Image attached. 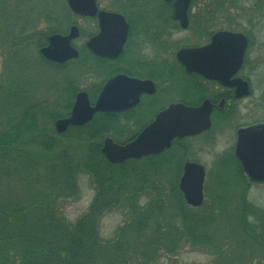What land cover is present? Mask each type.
Listing matches in <instances>:
<instances>
[{
  "label": "trees",
  "instance_id": "16d2710c",
  "mask_svg": "<svg viewBox=\"0 0 264 264\" xmlns=\"http://www.w3.org/2000/svg\"><path fill=\"white\" fill-rule=\"evenodd\" d=\"M161 1L109 0L107 8L133 24L137 17L145 21L142 14L150 10L161 11L176 62L182 41L172 35L179 26L170 4L157 8ZM217 3L224 10L229 0ZM210 5L191 15V27L210 22L213 0ZM71 14L66 0H0V264H189L181 258L185 250L207 253L200 264H264V207L248 197L251 184L260 181L248 179L230 154L218 156L214 184L205 182L203 203L192 206L178 187L184 159H193L184 138L161 153L112 163L101 145L106 136L126 141L120 113L96 112L85 124L56 130L55 120L69 114L79 89L94 100L102 84L99 64L105 66L84 44L78 57L64 62L40 53L47 35L68 29ZM153 17L157 28L160 19ZM41 21L45 29L38 27ZM38 67L56 77L38 76ZM82 175L94 194L70 219L63 205L80 197ZM115 209L123 220L104 237L102 217Z\"/></svg>",
  "mask_w": 264,
  "mask_h": 264
},
{
  "label": "flooded vegetation",
  "instance_id": "af4514ba",
  "mask_svg": "<svg viewBox=\"0 0 264 264\" xmlns=\"http://www.w3.org/2000/svg\"><path fill=\"white\" fill-rule=\"evenodd\" d=\"M162 1L163 5H159L157 8L166 7L164 3L170 4L173 19L179 26L178 30L188 31L191 27V15L196 12L194 9L197 4L193 3L194 0L189 2L187 8L188 24L185 28H182L179 21L174 17L173 0ZM240 1L229 0V11L223 12L220 10L217 0H213V11L210 14L211 27L206 29L208 34L204 37V41L186 43L184 39L187 36L178 39L183 41L181 43L184 44H181L176 49L175 56L177 50L180 48L200 46L208 43L213 36L215 37L216 45L213 54L212 78H208L195 71H187L180 61L176 59L177 61L175 62L170 59L169 44L171 30L167 27L168 24L161 20V16L164 15L163 13H159L161 11L157 13L152 12V16H150L149 12L142 14V17L145 18L146 16V20L142 21L137 17L133 24L124 13L104 9L119 12L123 15L128 25L122 49L118 55L113 57L99 55L87 46V41L99 32V20L97 16H87L96 19L97 29L94 32L88 30L84 32L74 21L70 24H75L79 30V34L71 39V44L78 52H80V46L84 44L86 49L92 54L103 58L105 66L99 64L98 69V72L102 74V78L100 77L102 79L101 87L109 78L115 75H125L139 80H151L154 84V91L141 92L139 101L134 106L117 111L120 113L118 125L123 127L121 128L123 129L121 133L122 138H125L126 141L133 139L143 127L154 119L160 110L172 102L199 105L203 100L208 99L211 102L209 128L197 134L182 136L180 138H184V142L189 146L187 150L191 152L192 145L188 142L191 137L211 132L214 136L212 145L216 146L218 143H221L222 138L220 137L223 136V131L227 128L230 131L229 140L226 141L223 151H220L217 155L228 153L241 164L236 156L239 130L241 128L260 129V125L264 124V40L259 38V30L255 27L259 24V19L264 18V0H247L248 6L245 7L242 15L232 11L237 8V4ZM151 8H154V6H151ZM155 15L160 19L158 22L155 21L157 28H155L153 17ZM241 16L246 20L245 27L239 25ZM149 21H153L152 24ZM150 24L151 26H148ZM133 25L134 29L130 31ZM221 31L240 33L244 36L245 45L240 57L236 54L240 44L235 39L231 40L229 37L220 36L219 32ZM62 33H66V31ZM48 36L43 45L47 44ZM78 37H83L84 40L81 44L76 45L75 39H78ZM172 64H174L173 70L171 69ZM107 66L109 67L108 69L106 68ZM178 86L181 87L183 93L180 97L163 101L161 104L156 105V97L159 93L178 88ZM85 91L88 94L86 89ZM128 111H130V119H126L127 116L124 115L125 112L128 115ZM141 114H146V117L139 120ZM173 140L169 147L164 148L158 153L171 148ZM247 140L252 145V148H248V152L251 153L255 152V148L264 142V136L253 133L247 137ZM261 151L262 149H260V153H262ZM187 160L197 161L196 158L184 159L182 168L184 162Z\"/></svg>",
  "mask_w": 264,
  "mask_h": 264
},
{
  "label": "water",
  "instance_id": "95a60500",
  "mask_svg": "<svg viewBox=\"0 0 264 264\" xmlns=\"http://www.w3.org/2000/svg\"><path fill=\"white\" fill-rule=\"evenodd\" d=\"M68 7L74 13L86 16H97L99 32L87 41V46L102 56H116L122 49L128 25L122 14L116 11L98 9L96 0H66ZM190 0H173L174 17L181 27L188 24L187 8ZM79 34L78 27L72 24L68 32L52 33L48 43L40 47L41 54L50 60L64 62L78 56V50L71 44V39ZM220 36L229 37L240 44L236 54H242L245 38L240 33L221 31ZM215 37L203 45L183 47L177 50L176 58L187 71L198 72L208 78L213 76V54ZM151 80H139L125 75H115L109 78L101 87L93 103L90 102L85 90L76 93L69 115L55 120L54 126L58 132L64 131L70 125H82L91 120L98 112L119 111L134 106L139 101L143 91L153 92ZM211 102L205 99L199 105H187L173 102L160 110L154 119L143 127L131 140L119 143L110 137L104 138L101 152L112 162H122L128 158H139L148 154H156L170 146L172 139L185 135L197 134L210 126ZM253 133L264 136V124L260 129L241 128L236 147L245 174L254 181L264 180V142L256 147L255 152H248L252 145L247 137ZM259 142V141H258ZM250 144V146H249ZM260 144V143H259ZM262 149V153H260ZM205 167L202 163L187 160L183 164L178 187L185 201L192 206H199L204 200L203 184Z\"/></svg>",
  "mask_w": 264,
  "mask_h": 264
},
{
  "label": "rangeland",
  "instance_id": "374dc122",
  "mask_svg": "<svg viewBox=\"0 0 264 264\" xmlns=\"http://www.w3.org/2000/svg\"><path fill=\"white\" fill-rule=\"evenodd\" d=\"M99 7L102 9H108L107 4L109 0H96ZM198 3L194 11L198 10V7L200 9H203L204 7H211L210 0H196ZM157 3V2H155ZM156 5V4H155ZM247 0H241L239 4H237V8L233 9L232 11L238 12L242 15V13L245 11V7H247ZM151 8V7H149ZM152 9V8H151ZM223 12H228V6L223 10L220 8ZM213 11V6H212ZM150 16H152V11L150 10ZM69 12L64 9L63 15H68ZM70 20L74 21L80 29H83L84 32L88 31H95L97 29L96 27V19L90 18L87 16H82L80 14L72 13L69 15ZM64 20L66 18H63ZM241 26H246V20L244 18L239 19ZM257 27L258 35L261 40H264V18L259 19ZM211 23L208 21L206 23H203L202 26L199 24L195 27V25L189 28V30H178L173 33L172 38L173 39H184V42L190 43V42H202L204 41L201 39V31L202 29L209 27ZM47 24L43 21H41L38 24V27L40 29H45ZM65 23L61 25V28H65ZM198 27V28H197ZM201 27V28H200ZM84 40L83 37H78V39H75L76 45H79ZM183 42V41H182ZM184 44V43H181ZM0 44V75L2 72L3 67V51ZM36 74L38 76H42L47 79H53L56 77V71L50 70V69H40L39 67L36 69ZM93 80V79H92ZM90 81L89 79L87 82ZM82 86L84 83L81 84ZM182 89L180 86L178 88L170 89L166 92H161L156 97V105L161 104L163 101H169L174 98H178L181 96ZM43 95H47L45 92ZM146 117L145 115H140L139 120H142ZM229 132L227 128L223 131V136L220 137L221 143H218L216 146L212 145V142L214 140V136L210 132L209 134L205 133L201 136H195L191 137L188 142L192 145V151H188V154L190 156H193V158H196L201 163L204 164L206 169V176H205V182L210 186L212 182V176L215 177V172L218 169L217 161L219 155H217L220 151H223V148L226 146V141L229 140ZM214 184V183H213ZM79 187H80V197L76 200H69L63 205V211L65 212L66 216L70 219H75L79 214H81L85 209L87 208L88 204L90 203L94 190L93 186L90 182V179L87 175H82L79 179ZM248 197L249 199L256 205L264 207V181L255 182L252 183L249 191H248ZM123 220V212L120 209H115L107 212L101 220V233L104 237H111L113 235L114 229L117 227L118 224H120ZM181 258L182 260L186 261L189 264L194 263H204L208 261L210 258L209 255L205 252L198 251V250H185L181 252Z\"/></svg>",
  "mask_w": 264,
  "mask_h": 264
}]
</instances>
